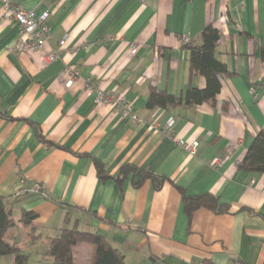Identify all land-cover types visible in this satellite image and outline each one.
Listing matches in <instances>:
<instances>
[{"label":"crops","instance_id":"crops-1","mask_svg":"<svg viewBox=\"0 0 264 264\" xmlns=\"http://www.w3.org/2000/svg\"><path fill=\"white\" fill-rule=\"evenodd\" d=\"M15 2L49 11L52 28L45 49L18 53L0 4V192L17 220L7 238L25 264L45 261L48 239L74 225L106 235L126 264H264V174L238 168L264 131V0ZM209 25L222 33L217 57L230 71L216 102L150 107L153 87L182 97L206 86L190 74L183 37L199 43ZM53 49L60 57L47 63ZM67 70L78 72L71 86ZM100 90L126 97L141 120L98 104ZM170 120L174 138L153 126ZM179 138L198 141L196 153ZM150 173L164 177L160 188ZM36 182L42 191L28 192ZM183 193L211 194L227 212L190 216ZM23 210L37 213L31 225L19 222ZM91 251L76 246L77 264Z\"/></svg>","mask_w":264,"mask_h":264},{"label":"trees","instance_id":"trees-1","mask_svg":"<svg viewBox=\"0 0 264 264\" xmlns=\"http://www.w3.org/2000/svg\"><path fill=\"white\" fill-rule=\"evenodd\" d=\"M222 33L215 25L207 26L200 36V42L192 40L183 42V47L190 51V74H201L206 79L204 88L190 86L182 97L176 96L164 90L153 87L148 97L150 107H168L177 103H184L186 106H194L202 103H215L217 95L221 91L222 75H230L227 65L217 57V45ZM39 136L40 133H39ZM132 170V166H123L120 171ZM238 168L250 172L264 174V131H260L252 141L251 146L244 159L238 164ZM140 170V169H139ZM142 172V171H141ZM143 175H146L142 172ZM153 178L155 188H160L164 177L152 173L148 174ZM185 208L191 216L198 208H208L215 212H227V207L221 205L218 198L211 194L189 196L183 193ZM18 199L17 197L15 200ZM37 217L34 211L21 213L19 222L31 225ZM17 224L12 208L5 203V198L0 192V256L12 255L17 264H25L27 255L16 243L9 241L7 234ZM87 244L91 249L89 264H126L125 256L115 248L106 235L95 232H87L77 225L62 227L48 239L45 248L46 264H77L74 249L76 246ZM229 264H243L238 258L230 260Z\"/></svg>","mask_w":264,"mask_h":264},{"label":"built area","instance_id":"built-area-1","mask_svg":"<svg viewBox=\"0 0 264 264\" xmlns=\"http://www.w3.org/2000/svg\"><path fill=\"white\" fill-rule=\"evenodd\" d=\"M2 6V18L11 21L17 26L18 38L15 44L14 50L18 53H33L45 49L52 39V28L48 24V18L50 16L49 11H45L40 15H37L34 10H26L18 5L15 0H0ZM189 37L184 36L183 42H188ZM60 47L63 48L66 44V38H63L59 42ZM139 45L134 42L129 45V52L132 55H136ZM60 49L50 50L45 55V61L47 63L52 62L60 57ZM70 73L71 78L68 80L67 85L71 86L77 76V71H66ZM96 101L98 104H116L122 116L132 119L133 121H140V117L134 110L133 104L124 96H118L113 92L100 90L97 93ZM153 126L159 129L161 133L171 138H174L172 131L173 120H170L167 124L159 126L158 123H153ZM177 144L188 151L191 154L196 153L199 142H189L186 139L179 138L176 140ZM220 161H217V165H220ZM28 192H41V185L36 182L30 188Z\"/></svg>","mask_w":264,"mask_h":264},{"label":"rangeland","instance_id":"rangeland-1","mask_svg":"<svg viewBox=\"0 0 264 264\" xmlns=\"http://www.w3.org/2000/svg\"><path fill=\"white\" fill-rule=\"evenodd\" d=\"M82 252H83V251H82ZM90 257H91V252L89 253V257H88V258H87V255H85V252H84V254H82V256H80L79 259H80L81 261H83V262H84V261H88V264H89ZM43 262H44V263H43ZM15 263H16V262H15ZM16 264H17V263H16ZM29 264H46V263H45V261H42V260H41V261H34V260L31 261V260H30V261H29Z\"/></svg>","mask_w":264,"mask_h":264}]
</instances>
